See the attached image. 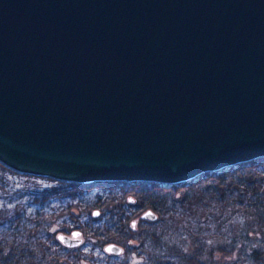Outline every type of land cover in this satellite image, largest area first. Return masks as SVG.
Wrapping results in <instances>:
<instances>
[{"label": "water", "instance_id": "water-1", "mask_svg": "<svg viewBox=\"0 0 264 264\" xmlns=\"http://www.w3.org/2000/svg\"><path fill=\"white\" fill-rule=\"evenodd\" d=\"M262 158L264 0H0L6 168L169 187Z\"/></svg>", "mask_w": 264, "mask_h": 264}, {"label": "trees", "instance_id": "trees-1", "mask_svg": "<svg viewBox=\"0 0 264 264\" xmlns=\"http://www.w3.org/2000/svg\"><path fill=\"white\" fill-rule=\"evenodd\" d=\"M31 178L44 177L0 163V264H62L52 248L74 250L59 243L52 230L55 224L62 233L80 229L67 218H75L71 202H60L67 198L64 186H84L44 178L57 187L40 189ZM177 185L182 188L142 185L126 201L122 188L97 190L92 205L100 208L101 221L85 223L84 233L97 236L99 248L114 243L123 253L92 264H264V158ZM146 210L155 219L140 218L133 230L132 217ZM131 256L140 260L131 262Z\"/></svg>", "mask_w": 264, "mask_h": 264}, {"label": "rangeland", "instance_id": "rangeland-1", "mask_svg": "<svg viewBox=\"0 0 264 264\" xmlns=\"http://www.w3.org/2000/svg\"><path fill=\"white\" fill-rule=\"evenodd\" d=\"M29 183H31L33 186L40 188V189H52V188H56L57 184H55L52 180L50 179H44V178H31L30 180H28ZM55 184V186H54ZM70 184V183H69ZM149 185L150 183H116L111 185L110 187L108 186H103L100 184H85V185H81L84 186L83 188L78 187V186H64V188L67 189V194L65 196H67L66 199L62 200L60 202L61 205H65L67 201H70V212L73 213V215L75 216V218L70 214L69 216H72L73 219L69 218V221L72 220L73 223L71 224L72 228L75 227H79L82 232H83V236L82 238H80V236H76L78 238H80V243L77 246L71 247L74 248V250L69 251V252H65L62 250H58L57 248L54 249L52 248V251H55L54 253L56 254V258L58 263L62 262V264H69L66 263L67 261H72L75 264H92V262L95 260H99L102 256L106 255L107 253L104 251L103 247L99 248L98 244H99V239L97 236H93L91 233H84V224L87 223L89 225L92 226H97L100 224V219L98 217H101V212L98 211L100 208H96L95 206L92 205L93 201H94V196H96V192L97 190H100V188H113L114 190H119L120 188L124 189L127 191L126 196L124 197V200L126 201L128 198H130L134 193V190L136 188H138L139 186L142 185ZM157 185V184H155ZM153 186V185H152ZM172 186V185H171ZM174 187H177V189L182 188L181 185H174ZM90 188V189H89ZM74 189V191L77 192H81L78 194H75L74 192H71V190ZM85 190V191H81V190ZM73 196L72 198L75 200H72V198L70 197ZM80 197V198H79ZM90 208H87L89 207ZM94 211H98V214L96 216H93L92 213ZM145 212V211H143ZM143 212H138L136 214H134V216L132 217V226L131 228L134 230L136 228V225L138 223V220L141 218V215ZM68 216V215H67ZM134 223V224H133ZM134 225V226H133ZM58 224H55L53 227V235H57L59 233H62V229ZM66 229H68L66 227ZM55 235V238H56ZM57 239V238H56ZM59 242V241H58ZM60 243V242H59ZM108 244V243H107ZM66 247V246H65ZM136 257V256H134ZM131 256V262L133 261V259L135 260V258ZM65 258H67V260H65ZM80 258V259H79ZM70 259V260H69ZM138 260H140L139 258L136 259L135 261L138 262Z\"/></svg>", "mask_w": 264, "mask_h": 264}, {"label": "flooded vegetation", "instance_id": "flooded-vegetation-1", "mask_svg": "<svg viewBox=\"0 0 264 264\" xmlns=\"http://www.w3.org/2000/svg\"><path fill=\"white\" fill-rule=\"evenodd\" d=\"M111 183H117V182H111ZM142 219V218H141ZM134 224V223H133ZM75 230H78V231H80L81 232V238H82V236H83V232L81 231V230H79V229H72L71 231H69V232H63V234H67V235H70L71 234V232L72 231H75ZM67 248H71V247H67ZM123 253V251H122V249L120 250V252L119 253H107V254H111V255H114V256H120L121 254Z\"/></svg>", "mask_w": 264, "mask_h": 264}, {"label": "snow or ice", "instance_id": "snow-or-ice-1", "mask_svg": "<svg viewBox=\"0 0 264 264\" xmlns=\"http://www.w3.org/2000/svg\"><path fill=\"white\" fill-rule=\"evenodd\" d=\"M134 226V225H133ZM75 235H78V234H75ZM109 251H111V249H109Z\"/></svg>", "mask_w": 264, "mask_h": 264}, {"label": "bare ground", "instance_id": "bare-ground-1", "mask_svg": "<svg viewBox=\"0 0 264 264\" xmlns=\"http://www.w3.org/2000/svg\"><path fill=\"white\" fill-rule=\"evenodd\" d=\"M147 211V210H146ZM151 211V210H150ZM153 212V211H152Z\"/></svg>", "mask_w": 264, "mask_h": 264}]
</instances>
